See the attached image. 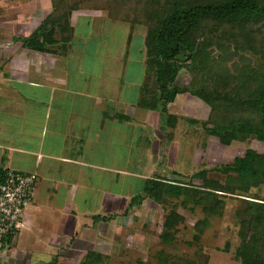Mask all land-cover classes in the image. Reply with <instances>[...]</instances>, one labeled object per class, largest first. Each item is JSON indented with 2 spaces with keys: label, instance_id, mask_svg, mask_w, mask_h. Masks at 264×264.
<instances>
[{
  "label": "trees",
  "instance_id": "16d2710c",
  "mask_svg": "<svg viewBox=\"0 0 264 264\" xmlns=\"http://www.w3.org/2000/svg\"><path fill=\"white\" fill-rule=\"evenodd\" d=\"M130 1L128 6L123 2L110 4L108 13L115 22L131 24L132 32L136 26L147 29V83L141 87L139 106L159 112L164 127L175 129L178 117L168 108L188 94L210 108L208 120L201 124L222 145L229 147L253 138L264 143V0H136V9ZM52 3L50 15L24 41L26 48L44 52L62 42L64 50L70 49L73 28L69 12L77 6L69 0ZM58 33L60 40L56 39ZM248 54L260 57L257 66ZM180 55L187 60L179 61ZM234 58L238 62L232 72L229 63ZM183 69L190 75L185 85L177 82ZM211 125L213 128H208ZM213 171L226 176L224 184L206 178ZM195 178L203 181V187L154 177L146 182V194L156 204L174 197L181 199L185 208L194 202L193 211L202 207L208 218L194 226L198 233L194 239L200 242L210 225L209 218L222 215L224 210L219 193L239 197L264 185V154L248 149L232 164L202 170ZM138 199H133L131 207L140 203ZM238 216L241 242L234 260L239 264H264V200L258 195L247 199ZM184 221L180 212L171 210L163 221L161 243H176L178 226ZM101 261L102 255L91 252L83 264Z\"/></svg>",
  "mask_w": 264,
  "mask_h": 264
},
{
  "label": "crops",
  "instance_id": "0c3cea01",
  "mask_svg": "<svg viewBox=\"0 0 264 264\" xmlns=\"http://www.w3.org/2000/svg\"><path fill=\"white\" fill-rule=\"evenodd\" d=\"M14 1L7 7L0 2V172L36 174L40 186L20 232L0 253V264H83L91 252L110 258L116 233L97 231L100 220L79 231L76 217H94L90 208L96 204L105 208L120 200L124 191L100 190L98 178L131 176L125 169L124 145L132 139L126 127L140 101L134 107L114 98L99 79L93 88H84L78 76L71 80L62 66L72 46L26 48L24 41L52 12L51 0L47 5L37 0V6L28 1L31 7ZM121 109L129 113H118Z\"/></svg>",
  "mask_w": 264,
  "mask_h": 264
},
{
  "label": "rangeland",
  "instance_id": "374dc122",
  "mask_svg": "<svg viewBox=\"0 0 264 264\" xmlns=\"http://www.w3.org/2000/svg\"><path fill=\"white\" fill-rule=\"evenodd\" d=\"M28 1L34 0L14 2L15 5L19 2L31 7ZM69 1L77 6L69 12L71 26L76 23V27L75 30L72 27V50L62 69L74 76L71 80L78 76L77 81L82 82L84 88L95 87L97 79L104 81L105 89L108 86V92L112 93L114 98L129 100L135 107L141 99L140 88L147 83V29L136 26L132 32L131 24L115 22L109 18L108 13L110 4L118 5V2H123L128 6L129 0H126L128 3L124 0ZM0 2L4 7L12 5L11 0ZM48 2L49 0L43 1L42 5H47ZM130 2L133 3V9L138 8L136 0ZM39 3L36 0V6ZM52 4L51 0L50 5ZM56 38L61 39L59 33ZM248 56L253 59L255 66L259 64L260 57L253 54ZM236 62L238 58L229 63L232 72ZM121 74H124L122 80L119 77ZM189 81L190 75L183 69L177 82L185 85ZM120 82H123V87L122 84L119 85ZM117 104L119 103L113 104L115 108ZM168 110L178 117L175 129L164 127L159 112L140 107L132 109L133 122L130 128L126 127L130 130L132 139L124 145L127 160L125 169L131 176L121 175L118 178L117 175L111 174L105 181L102 176L98 178L101 185L98 189L114 192L121 189L124 191L121 194L125 196L121 195L120 200L110 201L109 207L104 208L96 204L90 208L94 217L89 213L88 216H77V229L80 231L83 224L95 226L96 221H99L97 217L107 218L100 220V228L97 224L95 227L97 231L105 228V233H116L115 248L112 257L103 256L101 264H239L234 260L235 251L241 242L238 212L244 210L247 199H252L253 196L258 195L264 200V185L249 195L239 197L219 193L225 202L222 215L209 218L210 225L205 229L201 241L197 242L194 236L198 233L194 226L197 221L208 218L202 207H196L193 211L194 202L189 203V208H185L181 199L174 197H168L166 202L156 204L147 197L146 182L161 176L170 182L203 187V181L196 179L195 174L219 165L232 164L237 158L244 157L248 149L264 154V143L253 138L246 142H233L229 147L222 145L219 138L208 135L201 124L208 120L210 108L200 99L188 94L179 98ZM120 112L129 113L127 109H121L118 113ZM208 128L213 127L211 125ZM123 129L121 127L118 130ZM121 136L117 134V139H121ZM206 178L224 184L226 176L213 171L208 173ZM37 182L39 184L34 189V198L40 186V178ZM208 185L215 189L213 185ZM136 197L139 198L140 205L131 207ZM124 204L126 211L122 214ZM30 207L22 214L21 221L26 212L32 210ZM173 209L180 212L185 221L178 226L176 243L165 245L160 239L163 221ZM87 212L88 209L85 213ZM49 213L47 219L52 218V212ZM227 244L229 252L225 251Z\"/></svg>",
  "mask_w": 264,
  "mask_h": 264
},
{
  "label": "built area",
  "instance_id": "2783aa9c",
  "mask_svg": "<svg viewBox=\"0 0 264 264\" xmlns=\"http://www.w3.org/2000/svg\"><path fill=\"white\" fill-rule=\"evenodd\" d=\"M36 174L0 172V253L20 232L22 214L33 203Z\"/></svg>",
  "mask_w": 264,
  "mask_h": 264
},
{
  "label": "water",
  "instance_id": "95a60500",
  "mask_svg": "<svg viewBox=\"0 0 264 264\" xmlns=\"http://www.w3.org/2000/svg\"><path fill=\"white\" fill-rule=\"evenodd\" d=\"M177 59L179 61H185V60H187V58H184L183 55L178 56Z\"/></svg>",
  "mask_w": 264,
  "mask_h": 264
}]
</instances>
